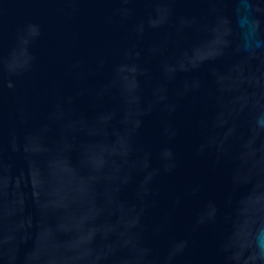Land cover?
<instances>
[{
  "label": "water",
  "instance_id": "95a60500",
  "mask_svg": "<svg viewBox=\"0 0 264 264\" xmlns=\"http://www.w3.org/2000/svg\"><path fill=\"white\" fill-rule=\"evenodd\" d=\"M0 264H264V0H0Z\"/></svg>",
  "mask_w": 264,
  "mask_h": 264
}]
</instances>
